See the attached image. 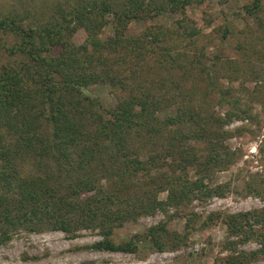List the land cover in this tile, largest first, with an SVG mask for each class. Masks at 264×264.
Segmentation results:
<instances>
[{"label": "trees", "instance_id": "trees-1", "mask_svg": "<svg viewBox=\"0 0 264 264\" xmlns=\"http://www.w3.org/2000/svg\"><path fill=\"white\" fill-rule=\"evenodd\" d=\"M204 2L78 0L62 15L53 13L51 19L40 16L35 26L16 18L0 20V32H10L15 38L13 44L6 45L0 36V54L4 48L10 57L0 70V122L8 118L6 125L13 130H9L11 146L17 149L19 143L27 150L33 169L25 175L18 171L16 150L0 168V243L21 229L62 230L76 236L80 229L97 228L106 237L166 203L183 204L187 191L200 198L214 193L216 188H210L199 177L191 180L186 172L188 164L196 161L190 149L192 138L208 140L207 162L219 165L233 160V153L224 144V124L230 114L223 117L215 113L209 99L216 92L219 105H229L231 92L218 85L220 56L213 59L202 51L199 57L200 81L205 89L197 105L183 102L184 97L179 98L178 104L172 103L171 98L161 100L150 89L132 85L137 74L127 75L117 68L120 63L128 64L130 58L146 63L151 54L156 62L169 55L168 49L160 47L158 34L126 36L131 21L149 24L164 12H178L182 18L175 22L174 31L194 43L201 28L187 10ZM262 2L252 0L245 8L251 14L257 13ZM108 24L112 25L113 35L104 38L103 27ZM78 29L86 31L85 44H77L72 38ZM227 30L222 40L227 38ZM147 36L153 39L148 40ZM58 48L59 54L54 55ZM97 82L122 90L115 106L103 105L96 97L84 94L83 88ZM138 137L145 148L152 143L156 149L162 140L166 152H152L144 159L139 154L132 156L128 143ZM33 147L34 152H29ZM175 150L182 171L167 177L171 183L168 199L159 200L150 186L159 173L151 170L163 167L172 155L170 151ZM102 180H108V185H103ZM240 216L244 220L229 219L234 220L229 233L239 232L246 221L249 228L244 229L242 239L260 237L264 248V233L248 223L251 217L256 221L264 219V212ZM150 235L156 247L163 248L154 231L150 230ZM181 238L178 232L173 233V239ZM136 246L137 241L130 237L118 244L102 240L92 247L133 251ZM230 263L248 264V260Z\"/></svg>", "mask_w": 264, "mask_h": 264}, {"label": "rangeland", "instance_id": "rangeland-1", "mask_svg": "<svg viewBox=\"0 0 264 264\" xmlns=\"http://www.w3.org/2000/svg\"><path fill=\"white\" fill-rule=\"evenodd\" d=\"M75 1L78 0H0V20L16 18L25 25L35 26L40 16V19H51L53 13L62 15ZM222 1L205 0L187 10L201 28L194 43L174 31L175 22L182 18L178 12H164L149 24L131 21L126 36H141L146 32L153 36L158 34L160 47L168 49L169 55L156 62L150 53L146 63L128 57V64L120 63L117 67L124 74H137L132 85L150 89L161 100L171 98L172 103L178 104L179 98L184 97L183 102L197 105L205 89L200 81L202 65L198 62L199 57L202 51L213 59L220 56L218 85L231 92L229 105H219L216 92H212L209 99L215 113L223 117L230 114L224 124V132H227L224 144L233 153V160L219 165L207 162L208 140L192 138L190 149L196 161L194 165L188 164L186 172L191 180L199 177L210 188H216L214 193L200 198L187 191L183 204L166 203L163 208L157 207L150 213L137 216L135 221L116 228L106 237L97 228L80 229L76 236L62 230L30 232L21 229L0 243V264H231L230 260L238 263L243 258H247L248 264H264L260 237L242 239L246 233L244 229L249 228L246 221L239 232L229 233V226L234 224V220L229 219L235 217L238 222L244 220L241 214L264 212V0L261 9L253 14L245 8L252 0ZM150 25L154 27L149 28ZM225 30L227 38L222 40ZM4 31L0 32L3 42L13 44L14 35ZM108 35H113L111 24L103 27V37ZM153 36H147L148 40ZM86 37V31L78 29L72 38L77 44H85ZM59 50L53 54L58 55ZM1 53L0 70L10 60L6 49L1 48ZM229 63H233L232 67ZM83 92L112 107L122 95V90L103 82L90 84L83 88ZM7 119L0 122V168L16 150L18 171L29 174L33 170L32 158L19 143L17 149L11 146L9 130L12 129L6 125ZM140 142V137L129 141L128 150L134 152L132 156L139 154L144 159L154 152H166L162 140L156 149L152 143L145 148ZM34 150L33 147L29 152ZM170 152L172 155L167 157L163 167L151 170L159 173L154 177L156 181L150 182L159 200L168 199L171 183L167 182V177L182 171L177 161L178 150ZM102 184L108 185V180H102ZM181 185L179 179L178 187ZM248 223L264 233V219L256 221L251 217ZM150 230L154 231L163 248L156 247ZM177 232L182 235L181 241L173 239V233ZM130 237L137 241L133 251L92 247L102 240L118 244Z\"/></svg>", "mask_w": 264, "mask_h": 264}]
</instances>
